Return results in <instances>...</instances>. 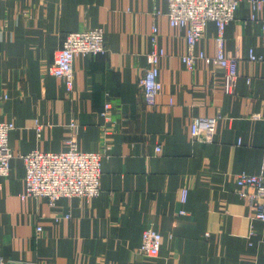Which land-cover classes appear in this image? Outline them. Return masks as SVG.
<instances>
[{"label":"crops","instance_id":"0c3cea01","mask_svg":"<svg viewBox=\"0 0 264 264\" xmlns=\"http://www.w3.org/2000/svg\"><path fill=\"white\" fill-rule=\"evenodd\" d=\"M166 12L167 0H0V95L8 96L0 121L14 125L15 157L0 177V257L9 264H264V223L236 193L237 175L264 170V62L248 58L264 55V12L241 1L225 27L224 54L238 61L228 95L220 68L181 61L186 31L170 27ZM92 28L107 52L75 57L67 93L48 74L54 52L67 33ZM216 36L208 23L194 52L213 56ZM155 49L164 53L162 89L149 106L139 79ZM196 118H218L211 143L191 137ZM71 139L102 156L98 196L52 207L21 199L16 156L62 152ZM145 229L161 235L156 258L138 253Z\"/></svg>","mask_w":264,"mask_h":264},{"label":"built area","instance_id":"2783aa9c","mask_svg":"<svg viewBox=\"0 0 264 264\" xmlns=\"http://www.w3.org/2000/svg\"><path fill=\"white\" fill-rule=\"evenodd\" d=\"M241 1L247 3L251 11L264 12V0H167L166 18L170 27L184 29L185 53L180 57L188 70H192L197 61L216 66L224 73L223 90L232 94L238 78V61L224 54V30L235 18ZM251 20H256L251 16ZM261 42L264 48V16L260 19ZM213 23L217 29L215 38L216 50L213 56L195 53L196 43L203 36L206 25ZM153 35L156 29H152ZM155 38L153 36L152 41ZM107 48L103 31L92 28L67 33L60 47L54 52L53 61L48 74L60 79L67 93L74 89L73 61L75 57L104 55ZM164 55L162 50H153L145 57L146 67L140 79L141 88L147 105H155V100L162 89L158 80L157 64ZM249 61L264 62V55L249 53ZM8 99L6 94L0 95V106ZM106 103L102 115L109 110ZM218 118H196L190 125V135L202 143L213 141L214 129ZM260 120L259 114L252 116ZM74 125L71 124L70 127ZM14 129L9 122L0 121V177L10 173L11 160L15 157L8 145V134ZM160 152V148H155ZM24 166V193L21 199H45L50 207L62 198L94 199L100 192L102 156L95 152L79 151L73 139L67 142V150L62 152L32 151L26 155H17ZM236 193L247 200L254 208V218L264 223V170L258 175L240 173L236 179ZM186 191L181 193V202L185 200ZM183 214V212H181ZM68 218V217H67ZM40 231V229H37ZM161 246V235L153 229L142 232L138 253L147 258H156ZM0 264H9L0 257Z\"/></svg>","mask_w":264,"mask_h":264}]
</instances>
